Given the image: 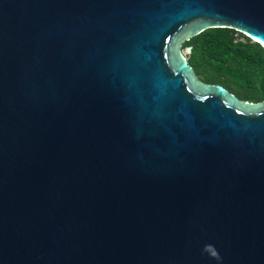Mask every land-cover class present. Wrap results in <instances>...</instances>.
Instances as JSON below:
<instances>
[{
  "label": "water",
  "instance_id": "95a60500",
  "mask_svg": "<svg viewBox=\"0 0 264 264\" xmlns=\"http://www.w3.org/2000/svg\"><path fill=\"white\" fill-rule=\"evenodd\" d=\"M219 27L264 47V0H0V264H264V100L183 48Z\"/></svg>",
  "mask_w": 264,
  "mask_h": 264
},
{
  "label": "trees",
  "instance_id": "16d2710c",
  "mask_svg": "<svg viewBox=\"0 0 264 264\" xmlns=\"http://www.w3.org/2000/svg\"><path fill=\"white\" fill-rule=\"evenodd\" d=\"M198 79L242 101L264 100V47L232 28H207L183 43Z\"/></svg>",
  "mask_w": 264,
  "mask_h": 264
},
{
  "label": "clouds",
  "instance_id": "9594fccd",
  "mask_svg": "<svg viewBox=\"0 0 264 264\" xmlns=\"http://www.w3.org/2000/svg\"><path fill=\"white\" fill-rule=\"evenodd\" d=\"M202 252L210 255L211 258L217 262V264H223V257L214 245H205Z\"/></svg>",
  "mask_w": 264,
  "mask_h": 264
},
{
  "label": "rangeland",
  "instance_id": "374dc122",
  "mask_svg": "<svg viewBox=\"0 0 264 264\" xmlns=\"http://www.w3.org/2000/svg\"><path fill=\"white\" fill-rule=\"evenodd\" d=\"M188 49H189V48H188ZM188 49H187V51L189 52L190 50H188Z\"/></svg>",
  "mask_w": 264,
  "mask_h": 264
}]
</instances>
